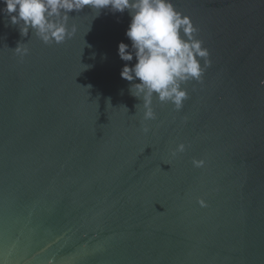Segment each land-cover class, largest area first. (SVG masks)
<instances>
[{"label":"water","instance_id":"1","mask_svg":"<svg viewBox=\"0 0 264 264\" xmlns=\"http://www.w3.org/2000/svg\"><path fill=\"white\" fill-rule=\"evenodd\" d=\"M172 2L210 66L153 120L127 11H73L60 44L0 12V264H264V0Z\"/></svg>","mask_w":264,"mask_h":264},{"label":"clouds","instance_id":"2","mask_svg":"<svg viewBox=\"0 0 264 264\" xmlns=\"http://www.w3.org/2000/svg\"><path fill=\"white\" fill-rule=\"evenodd\" d=\"M0 3L3 4L0 12L9 23L19 27L22 36L34 32L46 44L63 43L75 34V27L69 29L67 23L73 11L80 12L86 6L97 10V16L103 10L127 11L131 19L125 35L131 41V49L121 41L118 55L125 62L135 56V63H125L120 76L133 82L129 91L143 104L144 120L156 118L152 107L154 96L161 103L181 109L188 96L182 85L190 80L201 81L210 66L209 51L195 36L198 29L188 15L175 8L172 0H0ZM15 51L21 56L28 53L19 43ZM184 150L185 145L179 144L175 152ZM193 163L202 167L204 161ZM200 203L204 205L203 201Z\"/></svg>","mask_w":264,"mask_h":264}]
</instances>
